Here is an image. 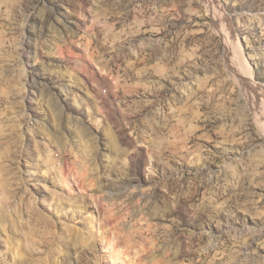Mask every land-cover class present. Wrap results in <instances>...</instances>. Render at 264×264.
I'll return each instance as SVG.
<instances>
[{"label": "rangeland", "instance_id": "1", "mask_svg": "<svg viewBox=\"0 0 264 264\" xmlns=\"http://www.w3.org/2000/svg\"><path fill=\"white\" fill-rule=\"evenodd\" d=\"M0 264H264V0H0Z\"/></svg>", "mask_w": 264, "mask_h": 264}]
</instances>
